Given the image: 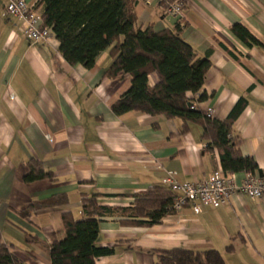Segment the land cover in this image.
Instances as JSON below:
<instances>
[{"label": "crops", "instance_id": "obj_1", "mask_svg": "<svg viewBox=\"0 0 264 264\" xmlns=\"http://www.w3.org/2000/svg\"><path fill=\"white\" fill-rule=\"evenodd\" d=\"M133 1L139 25L160 31L181 22V36L198 57L209 56L200 91L206 99L189 93L199 109L224 120L245 98L232 135L258 164L254 175L264 176V0H182L181 16L167 14L161 0ZM236 22L262 45L250 47L236 37ZM59 45L55 36L32 41L0 0V235L25 264H52L51 244L66 236L63 215L84 219V195L98 194L100 205L128 207L135 194L166 186L168 171L180 182H194L222 169L201 125L189 123L185 131L180 118L113 112L132 76L106 75L111 48L87 68L68 63ZM159 81L157 72L149 75L151 86ZM31 160L54 179L25 181ZM247 174H233L237 185ZM60 196L65 203L32 209ZM99 244L115 250L99 264H156L158 250L175 248L216 249L225 264H264V198L238 191L223 205L202 204L199 212L188 205L152 226H123L118 215L106 216Z\"/></svg>", "mask_w": 264, "mask_h": 264}, {"label": "trees", "instance_id": "obj_2", "mask_svg": "<svg viewBox=\"0 0 264 264\" xmlns=\"http://www.w3.org/2000/svg\"><path fill=\"white\" fill-rule=\"evenodd\" d=\"M163 0L164 7L168 2ZM133 0H37L32 10H40L45 26L59 40V51L71 65L94 66L98 55L108 48L113 61L107 76H132L130 88L112 105L117 116L130 111L150 115L180 118L184 130L189 123L203 128L207 149L219 151L223 172L227 174L258 171L255 159L240 151L241 140L232 135L235 119L241 113L245 98H241L224 120L209 117L199 109L189 93L198 94L211 67L209 56L200 58L193 46L181 36V22L175 29L154 30L152 25L138 24ZM232 33L250 47L260 46L258 40L243 24L236 22ZM157 72L160 81L149 84V75ZM206 99L201 92L198 101ZM195 105V108H193ZM27 182L54 179L37 160L29 161ZM177 194L168 186L156 185L134 195L133 205L113 207L100 205L98 194L84 195L82 208L85 218L76 220L70 213L63 215L66 236L50 247L52 264H99L98 259L115 253L114 247L99 244L100 223L106 216L118 215L123 226H152L174 213L172 204ZM60 196L35 203L33 210L67 199ZM30 213V212H29ZM0 264H25L3 242L0 235ZM156 264H225L216 249L184 248L158 250Z\"/></svg>", "mask_w": 264, "mask_h": 264}, {"label": "built area", "instance_id": "obj_3", "mask_svg": "<svg viewBox=\"0 0 264 264\" xmlns=\"http://www.w3.org/2000/svg\"><path fill=\"white\" fill-rule=\"evenodd\" d=\"M5 1L6 13L24 22L25 34L32 41L47 42L54 36L52 30L44 25L41 15L32 10V6L26 0ZM184 9V2L175 0L168 2L165 11L172 16H181ZM206 113L209 117L213 115L211 109ZM165 183L177 194L171 206L175 211L188 205H191L195 212H199L202 204L218 207L227 203L238 191L252 199L264 198V176L251 173L246 175L241 185H237L233 174H227L222 169H217L209 176L194 182H180L176 178V172L168 171Z\"/></svg>", "mask_w": 264, "mask_h": 264}]
</instances>
